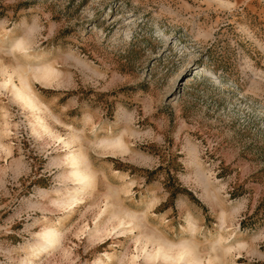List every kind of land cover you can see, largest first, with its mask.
<instances>
[{
	"label": "rangeland",
	"instance_id": "rangeland-1",
	"mask_svg": "<svg viewBox=\"0 0 264 264\" xmlns=\"http://www.w3.org/2000/svg\"><path fill=\"white\" fill-rule=\"evenodd\" d=\"M188 245L264 264V0H0V264H191Z\"/></svg>",
	"mask_w": 264,
	"mask_h": 264
},
{
	"label": "bare ground",
	"instance_id": "bare-ground-1",
	"mask_svg": "<svg viewBox=\"0 0 264 264\" xmlns=\"http://www.w3.org/2000/svg\"><path fill=\"white\" fill-rule=\"evenodd\" d=\"M29 68L22 69L20 68V74H19V80H20V86H16L15 84H12V87L14 89V94L22 100V102L29 107L30 109L34 111H39L40 107L36 104L34 99L31 96L32 90L30 86L28 85V82L26 80L27 77H25L22 72L27 71ZM40 74L42 76L50 75L54 72V69L52 67H45L43 69H39ZM52 76V75H51ZM68 163L71 164V169L69 170L70 177L74 180L81 183L86 184L88 182V177L90 176L88 172V165L81 163L84 162V157H82L80 154H69L68 156ZM75 191V189L73 190ZM71 198V197H70ZM74 198V197H72ZM72 200V199H71ZM74 200V199H73ZM42 238L39 240L38 245L36 247L37 250L41 251L43 248H45L48 245H53L58 240V234L54 229H49L47 231H44L42 233ZM186 247V245H185ZM185 252L188 254V263L194 264L197 261L196 254L194 252V249H192L189 245L187 248H185ZM32 258V257H31ZM30 259V258H29ZM30 262V261H29Z\"/></svg>",
	"mask_w": 264,
	"mask_h": 264
},
{
	"label": "snow or ice",
	"instance_id": "snow-or-ice-1",
	"mask_svg": "<svg viewBox=\"0 0 264 264\" xmlns=\"http://www.w3.org/2000/svg\"><path fill=\"white\" fill-rule=\"evenodd\" d=\"M20 46H22V45H18V47H20Z\"/></svg>",
	"mask_w": 264,
	"mask_h": 264
}]
</instances>
